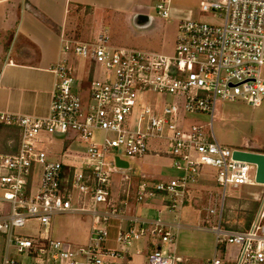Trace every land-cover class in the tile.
Wrapping results in <instances>:
<instances>
[{"label":"built area","instance_id":"obj_1","mask_svg":"<svg viewBox=\"0 0 264 264\" xmlns=\"http://www.w3.org/2000/svg\"><path fill=\"white\" fill-rule=\"evenodd\" d=\"M171 2L156 0L153 15L167 20ZM200 9L220 23L181 22L174 57L113 46L104 29L93 42L62 37L66 58L53 68L48 117L0 113V125L19 132L17 152L0 153V235L6 238L0 264H118L134 254L145 264H179L172 230L180 225L167 222L163 211L175 213L191 202L190 189L206 167L215 170L218 188L202 219H213V226L199 227L216 236L215 254L203 264H264V206L246 230L227 228L224 216L228 186L256 184V166L235 159L245 150L223 146L213 131L218 100L262 106L264 0H201ZM70 53L92 59L88 81L76 77ZM149 92L174 101L153 108L144 98ZM183 113H201L210 122L185 127ZM42 131L63 139L66 148L77 142L84 152L65 150L51 161ZM149 154L167 157L178 177L146 182V175H134L130 161ZM119 161L129 164L128 171ZM153 201L164 210L153 217L129 214L132 206ZM100 203L105 211L97 210ZM62 214L91 216L86 246L51 237L48 228ZM30 222L47 229L34 237L15 233ZM228 245L239 248L235 261L219 258Z\"/></svg>","mask_w":264,"mask_h":264},{"label":"rangeland","instance_id":"obj_2","mask_svg":"<svg viewBox=\"0 0 264 264\" xmlns=\"http://www.w3.org/2000/svg\"><path fill=\"white\" fill-rule=\"evenodd\" d=\"M200 2L201 0H172L170 17L167 20H159L158 27L149 33L135 31L130 26L125 13H120L109 8H99L94 5L91 8L93 11L88 10L87 14L84 11L76 14L71 11L70 15L67 16L68 28L74 31L71 32V34H75V36L72 35L73 39L83 42H93L98 34L102 32V26L107 31L113 46L174 57L181 22L192 21L216 25L220 23V20L214 18L211 13H203L201 11ZM139 3L149 8L150 11L156 7V0H140ZM67 58L69 64L75 69L76 77L80 80L82 79L84 82L88 81L92 68V59H83L73 53H70ZM262 78L264 80V65L262 67ZM81 98L83 102H86L88 96L85 93ZM144 98L146 103L153 108L158 104L164 106L174 101L172 97L154 92L145 94ZM214 113V134L217 140L229 149L247 150L246 147L241 145L243 140L250 143L253 141L255 135L264 137V100L260 108H253L245 101L229 103L218 100ZM182 117L185 127H191L195 124L206 125L210 122V117L201 113H183ZM14 134L13 132L12 135L14 136ZM40 137L43 141L42 148L51 152L49 155L51 161H58L59 153L65 150L62 144L63 139L53 137L44 131L41 132ZM69 137L70 135H66L64 139L67 140ZM151 144L157 147L161 146L159 143ZM66 151L82 153L84 152V148L77 142H73ZM4 152L5 150L0 148V153ZM130 166L134 175L140 177L145 174L146 182L153 180L152 178L157 181L168 182L179 175L172 167L170 160L163 155L155 156L149 154L141 161H130ZM254 173L252 171V176ZM215 175L214 169L204 168L197 179V183L190 189L191 202L175 213H170L167 210L163 211V217L167 222L181 223L182 226L188 227L178 231L172 230L177 235L176 250L180 259L179 264H203L206 259L213 258L215 254L216 236L199 229L202 225L207 227L213 226L212 221L208 224L201 221L205 215L204 211L207 207L209 195L211 193L214 194L218 188ZM118 180L119 175H114L113 182L115 183ZM258 189L261 190L260 187ZM256 193V189L245 185L237 187L228 186L224 216L227 214L230 216L229 210L237 207V205L230 202L231 199L239 197H250L253 199ZM197 199H199L198 202L194 203L193 200L197 201ZM155 202L157 201H153L151 204L154 205ZM158 203L156 207L153 206L151 209L156 211V208L159 206ZM96 208L98 211H105L106 209L103 203L98 204ZM143 212L147 213L140 208L139 213ZM230 217L231 219L229 220L226 216L230 222L227 228L239 230L245 226L246 221L244 218L247 215L242 216V218L239 216L235 218L232 215ZM91 225L92 218L89 215L62 214L54 217L48 230L54 240L71 244L74 247L86 246L88 244L87 232L90 231ZM46 229L35 222H30L24 228L17 229L15 233L24 237H34L44 233ZM5 240L6 238L0 235L1 252L4 251ZM220 249L221 254L219 253V258L231 261L237 259L239 252L237 246H222Z\"/></svg>","mask_w":264,"mask_h":264},{"label":"crops","instance_id":"obj_3","mask_svg":"<svg viewBox=\"0 0 264 264\" xmlns=\"http://www.w3.org/2000/svg\"><path fill=\"white\" fill-rule=\"evenodd\" d=\"M139 1L0 0V113L33 118L48 117L56 82L53 68L64 57L66 58V55L61 52L62 37L74 38L73 36H75V34H71L74 31L68 28L67 16L70 15L71 11L75 14L84 11L87 14L88 10L93 11L91 8L94 5L125 13L127 20L135 12L153 14V10L150 11ZM101 28L104 29L102 26ZM25 48H28L30 53H24L23 56H20V51ZM16 131L18 130L4 126L0 131V148L5 150L3 154L17 152L18 140L15 134L12 135ZM241 145L246 147L247 150L245 151L264 154V137L260 135H255L250 143L243 140ZM64 148L66 150L68 146L67 148L64 146ZM245 186L256 189L257 193L253 199L250 197L231 199L230 202L237 207L229 210V215L235 218L237 216L242 218V216L247 215V217H243L244 220L247 222L250 219L252 224L264 206V185ZM198 200H193V202L197 203ZM158 202L153 203L154 205L150 204L148 207L132 206L129 214L134 215L136 213L145 217H153L155 210L151 208L156 207ZM158 204L156 209L164 210L161 202ZM133 208L135 209L133 210ZM140 208L147 213H139ZM226 216L229 220L231 219L228 214ZM211 221L214 220L211 219ZM169 223L180 225L177 226L176 231L188 228L182 226L181 223ZM244 228L245 226L239 230H244ZM200 230L212 233L208 230ZM87 236V240H89V231ZM114 236L115 231L111 230V238ZM109 245L113 247V242H110ZM131 252L129 254L134 253ZM117 263L145 264V258L142 255L134 254L132 258H129V261L120 260Z\"/></svg>","mask_w":264,"mask_h":264},{"label":"water","instance_id":"obj_4","mask_svg":"<svg viewBox=\"0 0 264 264\" xmlns=\"http://www.w3.org/2000/svg\"><path fill=\"white\" fill-rule=\"evenodd\" d=\"M130 26L139 33H149L158 27V18L150 13L135 12L129 17ZM24 53H30L28 48L20 51V56ZM234 158L240 161L248 162L256 166V184L264 185V154L253 153L248 151H238L234 153ZM122 169H129V164L118 162Z\"/></svg>","mask_w":264,"mask_h":264},{"label":"trees","instance_id":"obj_5","mask_svg":"<svg viewBox=\"0 0 264 264\" xmlns=\"http://www.w3.org/2000/svg\"><path fill=\"white\" fill-rule=\"evenodd\" d=\"M2 129H3V126L0 125V131H1ZM15 137H16L17 140L19 139V132H18V131L15 132ZM250 224H251V220L249 219V220L246 222V224H245V228H244V230L247 229V228L250 226Z\"/></svg>","mask_w":264,"mask_h":264}]
</instances>
